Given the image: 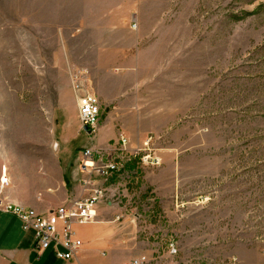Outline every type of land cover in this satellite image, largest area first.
<instances>
[{"label":"rangeland","instance_id":"obj_1","mask_svg":"<svg viewBox=\"0 0 264 264\" xmlns=\"http://www.w3.org/2000/svg\"><path fill=\"white\" fill-rule=\"evenodd\" d=\"M73 75L99 101L92 134ZM13 102L26 118L0 123L52 125L65 170L82 148L117 162L91 175L96 222L73 226L90 252L115 237L142 264H264V0H0V110Z\"/></svg>","mask_w":264,"mask_h":264},{"label":"crops","instance_id":"obj_2","mask_svg":"<svg viewBox=\"0 0 264 264\" xmlns=\"http://www.w3.org/2000/svg\"><path fill=\"white\" fill-rule=\"evenodd\" d=\"M17 84L22 81L18 80ZM13 99L19 97L13 96ZM33 102L38 106L33 107L31 116L41 110L39 100L34 98ZM3 106L0 118L10 120L23 116L15 114L14 102L13 107ZM50 114L52 118L54 109ZM57 140V130L52 125L14 127L0 123V184L3 183L2 195L7 202L45 212L89 194L80 183L85 175L77 170L78 156L75 165L65 170L58 155ZM107 242L111 246L108 254L93 253L82 246L69 262L56 259L52 247L37 256L33 251V233L22 231L14 216L0 213V264H124L130 257L137 259L143 255L135 256L115 237Z\"/></svg>","mask_w":264,"mask_h":264},{"label":"built area","instance_id":"obj_3","mask_svg":"<svg viewBox=\"0 0 264 264\" xmlns=\"http://www.w3.org/2000/svg\"><path fill=\"white\" fill-rule=\"evenodd\" d=\"M72 90L76 98L77 117L81 129L86 128L87 134H92L98 123L99 101L92 89L78 75H73ZM118 151L123 154L127 150L128 140L124 136L119 138ZM147 141L144 142V145ZM117 150V149H116ZM104 148H83L78 155L77 170L85 175L81 180V186L89 194L80 198H73L62 205L37 212L31 208L14 205L7 202L2 195L3 183L0 184V213L14 216L22 231L33 233V251L37 256L42 255L47 249L53 248L56 259L69 262L74 260L77 252L83 246V242L74 231V225L94 223L96 218V205L103 197V189L91 181V175L95 173L106 182L117 171L115 159H107ZM141 161L151 165H157L159 159L144 155ZM170 254H175L173 243H168ZM145 256L133 259L131 264H142ZM76 264H81L76 262Z\"/></svg>","mask_w":264,"mask_h":264},{"label":"water","instance_id":"obj_4","mask_svg":"<svg viewBox=\"0 0 264 264\" xmlns=\"http://www.w3.org/2000/svg\"><path fill=\"white\" fill-rule=\"evenodd\" d=\"M84 131H86V128H83Z\"/></svg>","mask_w":264,"mask_h":264}]
</instances>
